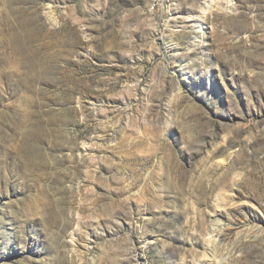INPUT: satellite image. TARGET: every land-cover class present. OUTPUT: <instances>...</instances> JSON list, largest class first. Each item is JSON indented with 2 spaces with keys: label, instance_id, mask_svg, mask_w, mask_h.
<instances>
[{
  "label": "rangeland",
  "instance_id": "rangeland-1",
  "mask_svg": "<svg viewBox=\"0 0 264 264\" xmlns=\"http://www.w3.org/2000/svg\"><path fill=\"white\" fill-rule=\"evenodd\" d=\"M207 2L0 0V264H264V0Z\"/></svg>",
  "mask_w": 264,
  "mask_h": 264
},
{
  "label": "bare ground",
  "instance_id": "bare-ground-1",
  "mask_svg": "<svg viewBox=\"0 0 264 264\" xmlns=\"http://www.w3.org/2000/svg\"><path fill=\"white\" fill-rule=\"evenodd\" d=\"M210 2H207V3L209 4ZM207 9H208V5L204 4L199 8L198 11L204 14L205 12H207L206 11ZM49 12L51 13V11ZM223 205H222V208H223ZM226 211H229L232 213V217L234 218L235 223L233 225V223L229 222L230 224L228 223L229 225H227L228 227L226 226V229L225 227H223V229L219 228L218 225L221 223V219L223 218L222 216L224 215L223 213L215 211L213 218L211 220V223L214 225V229L212 231L213 234L207 237V243L213 246V249L218 243L229 244L231 240H233L234 237H236L240 233V230H242L240 228H247L249 230L253 227H256V225L259 226L258 224L254 223L252 217L250 216V212L246 208L241 207L233 211L227 208ZM258 229L260 232H264V230L261 229L260 227Z\"/></svg>",
  "mask_w": 264,
  "mask_h": 264
}]
</instances>
